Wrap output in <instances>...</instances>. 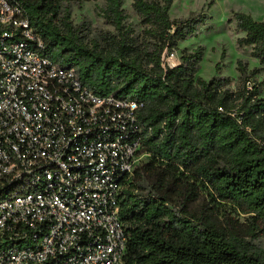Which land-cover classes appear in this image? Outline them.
Returning <instances> with one entry per match:
<instances>
[{
    "label": "trees",
    "instance_id": "obj_1",
    "mask_svg": "<svg viewBox=\"0 0 264 264\" xmlns=\"http://www.w3.org/2000/svg\"><path fill=\"white\" fill-rule=\"evenodd\" d=\"M17 1L43 39L44 56L75 69L95 94L139 105V152L147 160L120 196L125 264H264L257 246L264 233V97L262 84L250 86L264 67V21L234 15L244 34L238 46L249 47L262 68L247 72L238 61L240 84L232 90L230 77L197 76L202 46L180 53L179 43L211 17L172 20L173 0H133L141 34L127 25L123 0H104L102 16L113 31L96 35L85 22L73 23L70 6L97 0ZM172 52L181 60L174 68L164 62Z\"/></svg>",
    "mask_w": 264,
    "mask_h": 264
},
{
    "label": "built area",
    "instance_id": "obj_2",
    "mask_svg": "<svg viewBox=\"0 0 264 264\" xmlns=\"http://www.w3.org/2000/svg\"><path fill=\"white\" fill-rule=\"evenodd\" d=\"M43 47L19 2L0 0V264H125L139 105L88 90Z\"/></svg>",
    "mask_w": 264,
    "mask_h": 264
},
{
    "label": "rangeland",
    "instance_id": "obj_3",
    "mask_svg": "<svg viewBox=\"0 0 264 264\" xmlns=\"http://www.w3.org/2000/svg\"><path fill=\"white\" fill-rule=\"evenodd\" d=\"M133 0H123V8L128 16L127 25H130L137 33L141 34L144 27L132 8ZM71 20L75 25L85 22L89 25L92 35L100 31H113V28L104 22L102 10L105 8L104 0L87 2L80 7L71 5ZM236 13H245L256 21H264V0H173L170 11L172 20L185 19L192 14H206L211 19L199 28L194 36L180 42L178 49L181 52L191 51L199 46L204 48V58L198 77L209 80L213 76L220 75L230 77V88L236 90L240 84L241 74L238 71V61L247 65V72L255 68H262L257 60L250 56L249 47H239L237 41L244 34L239 32L234 19ZM177 55V54H176ZM179 61V56H176ZM217 66L219 69H217ZM262 84L261 96L264 97V67L260 73L251 78V85ZM144 156L140 163L146 161ZM241 221H245L247 215L240 214ZM258 248L264 250V233L257 242Z\"/></svg>",
    "mask_w": 264,
    "mask_h": 264
}]
</instances>
